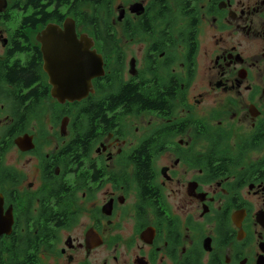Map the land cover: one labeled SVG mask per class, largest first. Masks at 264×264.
<instances>
[{
	"label": "flooded vegetation",
	"instance_id": "obj_1",
	"mask_svg": "<svg viewBox=\"0 0 264 264\" xmlns=\"http://www.w3.org/2000/svg\"><path fill=\"white\" fill-rule=\"evenodd\" d=\"M0 264H264V0H0Z\"/></svg>",
	"mask_w": 264,
	"mask_h": 264
},
{
	"label": "water",
	"instance_id": "obj_2",
	"mask_svg": "<svg viewBox=\"0 0 264 264\" xmlns=\"http://www.w3.org/2000/svg\"><path fill=\"white\" fill-rule=\"evenodd\" d=\"M70 36L73 38L74 36V31H70ZM93 58L96 57V59H100L101 57L95 54V51H93ZM91 67H92V72L90 73V75L87 77V79L85 80V82L88 84V88H90L91 86V81L95 78V77H99L103 75V69H102V61H100L99 63H94V61L91 63ZM100 69V70H97ZM87 91H85L84 93H75L74 95H72L71 97H68L69 100H81L83 97H85L87 95Z\"/></svg>",
	"mask_w": 264,
	"mask_h": 264
},
{
	"label": "trees",
	"instance_id": "obj_3",
	"mask_svg": "<svg viewBox=\"0 0 264 264\" xmlns=\"http://www.w3.org/2000/svg\"><path fill=\"white\" fill-rule=\"evenodd\" d=\"M126 96H127V94L124 95V97H126ZM96 106L98 107L97 110H96V113L100 114V111H99L100 110V103H96ZM97 120H99V117H95V118L91 119L92 126H93L94 123H96L97 126L99 125V121H97Z\"/></svg>",
	"mask_w": 264,
	"mask_h": 264
}]
</instances>
